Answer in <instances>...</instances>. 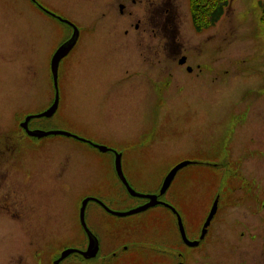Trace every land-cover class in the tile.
I'll return each instance as SVG.
<instances>
[{
  "label": "rangeland",
  "instance_id": "374dc122",
  "mask_svg": "<svg viewBox=\"0 0 264 264\" xmlns=\"http://www.w3.org/2000/svg\"><path fill=\"white\" fill-rule=\"evenodd\" d=\"M33 1L70 18L81 34L79 45L60 68L64 99L53 115L34 117L35 129L67 131L113 148L122 154L123 170L136 179L135 187L146 191L155 188L171 166L183 160L198 162L183 166L171 185L184 193L187 217L194 223L201 221L202 205L219 194V220L211 231H219L224 238L220 258L231 264L242 253V258L257 257L264 262V221L248 206L251 191L264 193L263 0H231L214 26L198 32L191 23L188 0H165L168 5L155 0L159 25L166 22L173 29L170 34L160 28V38L175 39L194 68L187 72L184 66L163 61L172 74L165 72L160 86L142 83L144 78L135 76L150 72L144 59L153 57L142 49L150 40V34L141 31L151 23L152 6L147 0L126 4L123 14L118 0H24L23 6L0 0V21L9 23L1 37L10 44L4 60L12 63L4 74L5 89L33 92V104L20 105V115L30 110L41 113L50 106L46 87L52 76L45 65L47 53L35 48L33 41L39 44L41 34L49 51L71 32L40 13ZM18 7L25 12L18 13ZM137 22L139 31L134 28ZM16 62L18 68L13 65ZM25 96L17 93L14 100ZM37 139L41 202L30 203L35 210L25 228L43 227L46 232L75 222L73 201L54 199L63 193L69 174L94 182L110 178L113 154L98 152L89 143L62 134ZM228 195V200L223 199ZM96 209L91 204L88 211ZM106 230V224L96 229L103 241ZM44 232L10 239L18 246L30 241L35 246L45 242ZM232 244L238 245V251L232 250ZM10 248L4 253L9 254ZM71 257L78 256L71 253ZM103 261L78 257L74 264Z\"/></svg>",
  "mask_w": 264,
  "mask_h": 264
},
{
  "label": "flooded vegetation",
  "instance_id": "af4514ba",
  "mask_svg": "<svg viewBox=\"0 0 264 264\" xmlns=\"http://www.w3.org/2000/svg\"><path fill=\"white\" fill-rule=\"evenodd\" d=\"M12 1L18 6L21 4L23 6L24 0ZM140 1L141 0H134L132 4H137V2ZM147 1L152 6L151 23L149 26L143 27L141 31L150 34V40L143 43L144 46L142 45V49H147L153 57L148 56L144 59L148 61L149 69L146 68V70L150 72L135 76L144 78L141 81L142 83L144 81H150L160 86V83L165 79V72L172 74V72L168 71L172 64L184 66L187 72H192L194 68L193 65L188 63L186 55L181 53L182 48H180L175 39L160 38V28L162 31L170 32V34L173 32V29L169 28L166 22L161 26L159 25L157 15L158 4L155 0ZM161 3L162 5H168L165 0H162ZM33 5L39 9L40 13L44 14L52 21H57L71 29L69 35L62 37L61 42L49 50L50 55L47 50L48 44L45 46L44 43L46 40L43 39L41 34L38 40L39 44L37 41H33V44L31 43L35 48L38 47L41 51L43 50L47 53L45 65H48L47 72L52 76V56L62 44L70 42L74 31L71 24L63 19L68 20L70 23H73V21L53 10L51 7H46L41 2L33 1L32 6ZM18 8L20 9L18 13L25 12L22 7ZM125 9L126 5L123 10H121L119 3V12L121 14L125 12ZM129 13L131 14V12ZM8 25L9 23H2L0 21V239L3 240L0 242V264H54L55 257L60 256L65 249L73 247L81 251L86 250L90 238L84 224L81 223L79 212L83 202L82 200L84 199H88L84 209V222L91 235L96 237L98 249L93 256L90 257L84 256L79 252H72L78 257L83 258V260H90L93 258H102V260H104L102 263L98 262L97 264H230V262L220 258L223 255L222 245L224 243V238L222 234L219 231L216 233L211 231L214 224L219 220L218 215L221 209L219 206L221 196H219V194H215L205 205L202 203V220L195 221L194 223L187 217L189 209L184 193L182 192L181 194L179 190L177 191L171 186L172 181L177 176L176 174L181 169L176 171L174 178L164 191L161 192L163 180L167 172H169L173 166L165 173L155 188L148 189L147 191L142 190L135 187L136 179L131 176L130 173L127 174L124 172L122 165L123 157L122 154L119 153L121 155L120 163L122 165L123 175L126 177L129 186L137 192L146 195H155L156 200L146 211H142H151L149 216L133 217L142 212L127 214L126 216L113 213L114 211L126 212L135 209L138 206L148 203L150 198L138 195L134 196L129 192L128 187H126L125 183L116 172V150L108 146L109 149L106 151L99 150V148L94 145L96 143L91 141L84 142L89 143L92 148L96 149L98 152H111L113 154L112 167L114 172L111 177L101 178L96 182H94L92 178H85L83 180L80 178L77 180L71 172L69 174L70 180L64 184L63 193L60 194V196H56L54 199L66 202H68V200L73 201L76 213L75 222L66 226L58 225L56 227L47 228L46 232H44L43 227L35 229L25 228V225L31 222V210L32 212L35 210V207H30V203L34 204V201L41 202L42 191L40 189L37 157V150H40V140L37 139L35 134L34 116L30 117V115H34V111L30 110L26 112V114L20 115V113H22L20 105L24 104L29 106L33 104L32 90L13 91L6 90L4 86V74L12 67V63H7L4 60V57L8 56L6 51L9 49L10 44L5 42L4 37L1 38L4 32L6 34ZM134 28L139 31L141 26H139L137 22ZM127 33L128 30H125V34ZM80 36L81 34L79 31L73 46L58 62V105L64 99V95H62L63 88L60 87V68L64 59L71 56L74 49L79 45ZM181 57H185L186 61L180 63L179 59ZM10 59L12 61V58ZM16 59H18L17 54L14 61H16ZM165 60L170 63V66L166 65L163 67L162 63ZM13 65L17 66L18 64L16 62ZM189 66L191 67L190 69H188ZM196 67L200 70L199 64H197ZM152 70L156 72L152 73ZM46 88V98L51 106L55 100L56 94L53 76L50 86ZM17 93H21L23 96L26 95L25 99H20L15 102L14 98ZM11 104L15 109L13 111H10ZM27 117H30V119L27 120L25 127L23 122ZM31 131L33 133H30ZM50 188H52L51 185ZM229 196L230 195L223 196V199L228 200ZM248 201H250L248 205L250 207V212L253 213L254 216L262 215L261 221H264V193L261 194L251 191V193L248 194ZM91 204L97 207L93 213L88 211ZM213 206L215 207V211L209 223L204 228V224ZM38 219H41V216H39ZM104 224L109 227V230H106L105 241L102 240V237L96 231V229H99V227H102ZM180 227L182 228V232ZM20 230H22L21 233ZM202 230L205 232L203 233ZM43 232L45 242L36 243L35 246L33 241H30L29 244H20L19 246H23L21 251L18 249L19 246L16 240L13 241L10 239L12 237L24 235L31 236L42 234ZM241 233L243 234V232ZM254 238L253 236V239ZM125 246L127 248L126 251ZM231 247L232 250L238 251L239 247L237 244H232ZM8 248L11 250L10 253H4L3 250H7ZM51 250L58 251L52 253ZM238 254L240 258L236 260L237 262H231V264H264V262H261L257 257L242 258V253ZM6 257L9 258L6 259ZM64 261L65 260H61L60 264H65L63 263Z\"/></svg>",
  "mask_w": 264,
  "mask_h": 264
},
{
  "label": "water",
  "instance_id": "95a60500",
  "mask_svg": "<svg viewBox=\"0 0 264 264\" xmlns=\"http://www.w3.org/2000/svg\"><path fill=\"white\" fill-rule=\"evenodd\" d=\"M63 20H65L66 22L71 24V26L73 27L74 31H73V34H72V38L70 39V42H66V43L62 44L61 47L58 48L55 51V54L52 56V59H51V64H52L51 65V73H52V76H53L54 86L56 87V94H55V98H54L55 100H54V102L52 103V105L49 108H47L46 110L42 111L39 114L30 115V117L31 116H34V117L51 116L56 111V108L58 106V101H59V99H58V87H57V79H58L57 71H58V65H59L58 62L60 61L62 56L66 55L68 53V50L73 46V43L75 42V38L78 36V33H79V29H77V27L73 23H70L66 19H63ZM179 60H180V63H183V62L186 61L185 57H181ZM190 68L191 67L189 66L188 69H190ZM30 117H27L26 120L23 122L25 124V127H26V124H27L26 122H27L28 119H30ZM30 133H33V132L31 131ZM35 134H36V136L49 135V134H62L64 136L65 135L72 136V137H75V138H79L80 140H83V141H86V142H88V141L90 142V140H86L85 138H81L78 135L76 136V135L72 134L71 132H67V131H65V132L59 131V130L44 131V130L35 129ZM94 145L97 146L99 148V150H102V151H106V150L109 149L107 146L102 145V144H100V145L94 144ZM115 153H116V156H115L116 172H117L118 176H120L122 181L125 183L126 187H128L129 192L132 195H134V196L138 195V196L147 197V198H150V199H149L148 203H146L144 205H141V206H138L135 209H131V210L126 211V212H120V211H114V212L112 211V212L113 213H117V214L122 215V216H126L127 214H135L137 212H141V211L147 210L150 206H152L155 203V200H156L155 195H153V194L146 195V194L137 192L132 187L129 186V184L126 181V177L123 175L122 165L120 163L121 155L119 153H117V152H115ZM187 164H189V161L188 160H183L179 164L175 165L174 167H172L170 169V171L166 174V177L163 180L161 192L164 191L168 187V185L170 184L171 180L174 178L176 171L181 169V167H183V166H185ZM87 200L88 199L82 200L83 202H82V205L80 207V211L79 212H80V217H81V223L84 224L86 232L88 233L89 238H90V242L88 244V248L86 250H82L81 251L79 249L70 247V248L65 249V250H68L69 253L79 252V253H81L84 256L90 257V256H93V254L97 251L98 246H97L96 237L94 235H91V233L89 232V230H88V228H87V226H86V224L84 222V209H85ZM214 206H215V204H214ZM214 206H213L211 212L209 213V215L207 217L206 223L204 224V228L209 223L210 218H211V216L213 215V213L215 211V207ZM109 211H111V210H109ZM180 226H181V223H180ZM202 231H203V233L205 232L204 230H202ZM181 232H182V228H181ZM92 236H93V239H92ZM54 264H55V262H54Z\"/></svg>",
  "mask_w": 264,
  "mask_h": 264
},
{
  "label": "trees",
  "instance_id": "16d2710c",
  "mask_svg": "<svg viewBox=\"0 0 264 264\" xmlns=\"http://www.w3.org/2000/svg\"><path fill=\"white\" fill-rule=\"evenodd\" d=\"M191 23L196 32L214 26L224 15L231 0H188ZM264 21V0L260 3Z\"/></svg>",
  "mask_w": 264,
  "mask_h": 264
},
{
  "label": "snow or ice",
  "instance_id": "6c2138e0",
  "mask_svg": "<svg viewBox=\"0 0 264 264\" xmlns=\"http://www.w3.org/2000/svg\"><path fill=\"white\" fill-rule=\"evenodd\" d=\"M134 3V0H120V8L123 10L126 4ZM54 110V109H53ZM127 250L125 246V251ZM70 257V253L68 250H65L60 256L55 257V264H60L61 260H67V264H74V261L78 259V257Z\"/></svg>",
  "mask_w": 264,
  "mask_h": 264
}]
</instances>
